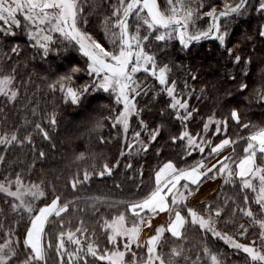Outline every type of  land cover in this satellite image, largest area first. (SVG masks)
Wrapping results in <instances>:
<instances>
[{"label":"snow or ice","instance_id":"obj_1","mask_svg":"<svg viewBox=\"0 0 264 264\" xmlns=\"http://www.w3.org/2000/svg\"><path fill=\"white\" fill-rule=\"evenodd\" d=\"M251 5L250 0H222L218 11L214 0H0V99L16 107L22 90L27 99L31 84L29 78L17 85L23 47L9 44L8 38L18 30L42 57L74 42L85 66L72 67L52 81L45 78L47 89L73 105L91 92L107 93L113 102L102 106L107 115L92 117L88 135L103 141V129L110 125L123 145L114 159L74 151L63 187L49 186L42 172L33 179L36 161L46 157L44 151L34 152L33 130L45 140L51 139L49 131L26 116L9 125L0 112V264H264V125L246 122L244 110L233 106L219 118L217 112L202 117V127L191 130L199 109L190 101L201 99L205 88L196 95L189 81L195 83L198 74L185 69L178 80L174 67L181 66L161 58L174 41L187 50L211 39L247 77L251 61L228 46V29L233 17L250 13ZM101 9L96 23L102 36L97 38L88 29ZM255 11L264 15V0H258ZM258 36L264 39V23ZM81 74L88 79L78 84ZM228 76L236 80L233 73ZM256 80L258 87L249 89L243 78L237 86L239 92L248 90L244 99L249 104L264 103V68ZM233 95L226 91L218 105ZM161 97L166 98L159 109L161 121L152 126L144 115ZM24 111L37 115L29 105ZM45 119L50 127L58 124L55 110ZM171 121L178 123V132L172 131ZM230 122L235 128L231 135ZM165 132V143L178 148L175 159L149 166L145 182L147 160L140 164L136 158L154 151L159 159L162 147L155 146ZM26 147L33 150L32 159L16 169L7 154ZM121 164L126 175L132 174L135 191L128 197L75 196L93 179L113 176ZM217 180L231 195L221 192L223 199L194 206L191 199L201 185ZM190 234L199 236L195 252L181 244ZM216 241L240 259L215 247Z\"/></svg>","mask_w":264,"mask_h":264},{"label":"trees","instance_id":"obj_2","mask_svg":"<svg viewBox=\"0 0 264 264\" xmlns=\"http://www.w3.org/2000/svg\"><path fill=\"white\" fill-rule=\"evenodd\" d=\"M217 4L218 11L222 9V0H214ZM252 5L249 14L241 17H233L232 23L228 29V46L234 48L245 60H250V72L247 77H242L240 71L241 66L235 65L233 60L228 57L227 53L221 48L215 40H202L194 43L189 49L184 50L177 41L172 42L167 51L161 54V58L165 61L171 60L173 65L181 66L179 69L174 67L176 73L174 78L182 80L184 78V70H190L198 74V80L189 83L196 89V95H200L199 89L205 88V94L199 100L193 96L190 104L199 109V114L195 120L191 122L190 129L193 131L199 130L202 127L201 118H206L212 112H217L218 118L226 115L230 107H238L246 113V122L257 125H264V103L249 104L244 99L248 95V90L243 92L237 91L239 81L243 78L244 82L249 85V89L257 84L256 77L259 69L264 68V39L258 36L259 25L264 23V15H259L255 11V6L258 0H250ZM104 9H101L96 16L93 17L92 25L97 26V19L102 15ZM252 37V39H247ZM9 44L19 43L23 47V51L19 57L20 67L18 69L17 85L21 81L27 82L31 79V84L27 89V99L23 96V90L20 102L16 107L6 105L3 100H0V112H2L8 119L9 125L20 124L26 116L28 120H35L42 123L46 130L50 133V140H45L43 136L33 130V144L34 152L44 151L46 157L41 161H36V173L33 179H38L42 172L44 180L51 186L55 184L58 188L63 187L65 178L68 176L70 169L68 168L69 159L73 152H80L90 150L98 153H103L109 158H116L119 156V151L122 148L121 139L117 138L116 131L111 129L110 125L103 129V141L91 138L88 135V130L92 126V117L99 114L107 115L103 112L102 106L111 104L113 101L107 93L102 90H97L89 93L82 98L78 105H73L70 102L65 103L60 96V93L52 95L46 86L47 81H52L58 76L68 72L72 67L85 66V57L78 50V46L72 43H64L62 51L59 55H49L42 59L35 54L27 38L18 33L15 37L8 38ZM15 59V58H14ZM228 73H233L236 80H232ZM88 77L81 74L77 78V83L87 80ZM231 90L234 95L222 101V107L218 105V98L224 97L225 92ZM165 97H161L160 101L153 106L149 113H145L144 119L152 126L160 123L161 117L159 109L163 106ZM24 105H29L30 108H35L37 115L33 117L30 111H24ZM55 110L57 112L58 124L55 127L48 125L46 114H50ZM170 120V118H169ZM81 124V125H79ZM79 127L72 131L73 126ZM137 125L136 119L132 120V126ZM170 127L173 132H178V123L171 121ZM243 131L247 135V131ZM235 132L232 123L229 124V135ZM168 133L165 132L163 137L158 141L155 147H162L161 156L159 159L154 155V151L150 152L146 158L137 157L140 164L147 163L144 168V180L149 179V174L157 163L167 160L169 158L175 159V153L178 148L166 144ZM106 141V142H105ZM218 142V140L216 141ZM242 147H237V153L242 152ZM230 150V149H229ZM33 150L28 147L23 150L14 149L7 154L9 162H15V168L20 169L25 162L32 159ZM199 159V156L196 157ZM74 170V169H72ZM132 174L129 172L125 174L123 164L113 176L105 177L104 179L95 178L87 183L76 194V197L87 199L92 196H110L114 199L128 197L133 189L131 184ZM139 181V177H136ZM121 185L117 189L115 185ZM221 192L231 195V189L227 186L222 187V182L218 190L203 201H211L213 198L220 196ZM191 203L198 206V203ZM3 206L0 201V207ZM84 205L82 204L81 207ZM11 219V217H10ZM87 219V217H86ZM199 236L197 234H190L187 241H181L186 248H190L193 252L197 251V244ZM215 247L228 252L233 260H239L240 257L234 255L232 250L227 248L222 241H216ZM167 250V249H166Z\"/></svg>","mask_w":264,"mask_h":264},{"label":"crops","instance_id":"obj_3","mask_svg":"<svg viewBox=\"0 0 264 264\" xmlns=\"http://www.w3.org/2000/svg\"><path fill=\"white\" fill-rule=\"evenodd\" d=\"M220 185V180H217L215 182H206L201 185L200 191L196 194L195 197L191 199L193 203L200 202L202 200H205L209 196H211L213 193H215ZM166 219V218H165ZM164 221L162 219H158L157 223H163Z\"/></svg>","mask_w":264,"mask_h":264},{"label":"rangeland","instance_id":"obj_4","mask_svg":"<svg viewBox=\"0 0 264 264\" xmlns=\"http://www.w3.org/2000/svg\"><path fill=\"white\" fill-rule=\"evenodd\" d=\"M89 32H91V33H93L97 38H100L101 36H102V32L99 30V28H98V25L97 26H89ZM18 33H20V34H23V32H20L19 30H18ZM24 35V34H23ZM25 36V35H24ZM26 37V36H25ZM27 38V37H26ZM65 43H68V42H65ZM64 45V44H63ZM63 45H58L57 47H56V49L54 50V51H50L49 52V55H59V53L62 51V49H63ZM34 50V49H33ZM34 52H35V50H34ZM48 55V56H49ZM39 57H41L42 59H45L46 57H42V56H40V55H38ZM47 56V57H48ZM86 59V58H85ZM102 92H104V91H102ZM105 93V92H104ZM0 100H2V99H0ZM133 119H136L135 117L133 118ZM79 125H81V124H79ZM79 125L78 126H73V129H72V131L71 130H69V133L70 134H68L69 135V137H71V133H73V131L74 130H76L78 127H79ZM198 203V202H197Z\"/></svg>","mask_w":264,"mask_h":264}]
</instances>
